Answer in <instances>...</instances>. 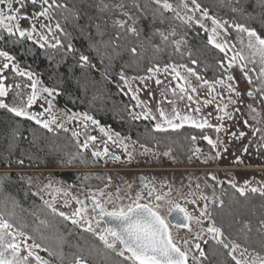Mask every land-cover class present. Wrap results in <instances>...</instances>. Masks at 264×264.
I'll return each instance as SVG.
<instances>
[{
	"label": "trees",
	"instance_id": "trees-1",
	"mask_svg": "<svg viewBox=\"0 0 264 264\" xmlns=\"http://www.w3.org/2000/svg\"><path fill=\"white\" fill-rule=\"evenodd\" d=\"M119 1L127 12L110 0H56L66 5L51 10L63 29L59 30L57 47H40L30 39L0 31L4 37L0 50L15 57L16 65L47 88L55 89L52 95L57 107L86 113L123 137L187 160L188 138L193 135L201 139L205 132L192 127L156 130L152 120L133 113L135 103L123 75L146 76L149 69L173 63L194 69L203 80L216 82L227 75L226 56L209 42L202 28L177 22L153 0ZM196 3L211 16L242 24L264 38V0ZM29 7L39 10L31 4ZM119 21L125 22L123 27ZM132 27L135 33L130 31ZM81 55L88 56V63L80 60ZM84 155L88 156L76 147L69 133L49 132L31 119L0 108V170L12 171L0 173V215L39 244L54 264H73L77 260L134 264L46 208L27 186L25 175L17 172L30 168L53 170L60 180L77 185L91 175L56 169L62 167V161ZM21 160L23 164L18 163ZM104 179L105 175L101 181ZM225 194L223 205L213 209L215 223L231 240L264 257V193L243 194L230 189ZM206 250L204 264H236L228 251L213 241L208 242Z\"/></svg>",
	"mask_w": 264,
	"mask_h": 264
},
{
	"label": "rangeland",
	"instance_id": "rangeland-1",
	"mask_svg": "<svg viewBox=\"0 0 264 264\" xmlns=\"http://www.w3.org/2000/svg\"><path fill=\"white\" fill-rule=\"evenodd\" d=\"M110 1L116 7L126 11L119 0ZM153 1L155 2V0ZM168 2L172 5L173 10H167L161 4L158 5L169 12L177 22L185 26L196 25L207 33L208 39L212 37L216 43L225 45V49L222 52L226 56V77L220 78L216 82L207 81L208 83H205L206 80H203L194 69L195 74H192L188 72L187 69L189 68L173 63L157 66L146 76L124 74L123 77L135 103L133 113L152 120L156 130L174 131L184 127H192L205 132L204 135H201V139L193 135L188 138L190 155L187 160L172 152L154 151L148 146L141 145L121 135L117 137V133L112 129L106 128L100 123L93 124L91 121L84 119L82 113L68 112L57 107L53 101V95L49 96L47 93L40 91L42 88L47 87L37 77L32 75V80H29L26 75H18L13 70L12 64H15L14 61L10 62L9 68L4 69L2 74H0L5 78L0 80V82L9 88L8 95L0 97V99L10 106L14 104L17 106L26 105L28 97L32 94V89L29 85L34 80H38V98L30 108H27V111L37 114L44 121H51L55 118L56 123L50 125L51 131L44 128L41 124L38 125L49 132L69 133L74 139L76 147L88 155L68 162L62 161V167L56 169L58 171L74 172L79 175H91L84 178V182H88L87 184L84 182H79L77 185L68 184L56 177L52 173L53 170H35L32 168L29 170H17V172L25 175L27 186L46 208L52 211V208L49 207V204H51L57 209V212H54L55 214L58 215V212H64L72 217L73 212L80 208V204L76 202L77 200L88 206L89 199L93 197L100 201L103 207L109 211L114 208H126L136 200L137 191L141 185L139 179L144 177L148 185L153 188V194L155 196H163L164 200L154 201L150 196L144 194L141 196L139 203L164 204L165 211L162 212L164 215H167L166 201H171L173 204H179L184 207L193 219L189 223V230L170 226L174 242L182 250L188 251L189 264L193 262L204 264L207 252L206 245L209 241L216 243L212 239L213 234L208 233L206 229L212 226L214 221V207L223 205L220 202L223 201V197L226 195L225 192L230 189L239 191L242 188L244 189L243 194L264 193V139H262L264 137V101L261 100L262 93L257 90L260 86V80L256 79L260 75L261 65L259 57L254 58L255 63L250 60H240L238 53L244 56L249 55L250 50L247 48L248 36L247 33H242L235 29L231 22L214 17L223 23V28H217L216 33L213 34L211 29L214 25L211 20L203 18V10L201 7L197 10L192 0ZM49 3H52V0H49ZM185 4H187V7H185ZM29 5L23 11L32 14L41 10L39 4L33 5L39 8L38 11L31 9ZM208 15L211 16L209 12ZM188 17H192V19L189 20ZM197 20H200L204 27H201L196 22ZM225 21L227 23H224ZM33 22L36 24L37 32L33 34L30 40L38 45L43 43L48 47L57 44V41L60 42L59 29L55 27L57 22L52 14L50 17H40L35 21L21 20V28L30 31ZM42 24L48 25L52 31L49 32L48 28H41ZM0 31L6 32L2 28H0ZM166 34H168V31H166ZM42 36H47V42L41 38ZM241 40H243V43H241ZM211 44L216 47L214 43ZM233 56H237L234 61L232 60ZM3 62H6L4 58H0V64ZM230 64L231 67H229ZM241 65H244L243 70H241ZM166 66H175V71H173L172 67H168V70L164 71ZM17 67L19 70L24 71L18 65ZM251 69H255V71H251ZM176 72H179L185 79H178ZM245 73H247V76H245ZM197 76L201 79H197ZM228 76H232L234 79L228 80ZM248 77L253 78L251 84L248 83ZM157 80L161 81V83L158 84ZM221 80L224 81V84L218 82ZM228 84L232 85V88L235 89L234 92H229ZM181 86L187 89V93L180 91ZM193 87L196 88L195 92L191 90ZM173 90H175V94ZM249 91H252L254 95L248 96L247 93ZM236 93H241V95ZM189 96L192 99L189 100ZM48 101H51L50 112L47 111L49 109ZM248 105H252L259 112V122L252 119V113ZM161 111L164 113L163 117L161 116ZM73 113L77 114V117L69 119ZM177 113H179L180 117L187 116L189 119L174 118ZM168 120H171L173 124L182 126L173 128L169 126ZM245 120L248 121L247 125L244 123ZM33 121L35 122V120ZM59 124H63L64 127H58L57 125ZM158 124L161 126L160 129L156 127ZM197 124H205V126L200 128L196 126ZM101 128L105 129L107 135L100 131ZM217 128L220 130L217 131ZM254 129H260V131H254ZM74 131L79 133V135L73 136L72 133ZM240 132H244L245 135L241 137ZM232 133L236 135L233 136ZM89 136H95L96 140L89 141V146L85 149L82 145ZM108 136H112V139L109 140ZM205 137L214 141L216 147L210 145ZM105 148L107 149L106 155L103 154ZM245 148H247L246 152L244 151ZM93 152H100L102 155L93 156ZM217 153H219L218 157ZM109 154L115 155L117 160L111 159ZM1 172L10 173L12 171L0 170ZM103 175H105V179L101 181ZM253 188L257 189V191H251ZM101 193L103 194L101 195ZM65 201L68 202V206H65ZM205 205H207L208 216L201 215V210L204 209ZM81 215L92 220L94 232L86 230L87 225L84 220H81L79 224H73L71 219L62 218L75 228L89 233L101 241L99 234L105 230V225L100 223L99 227H97L93 215L88 211L81 213ZM73 219H77V217H73ZM197 219L202 223L197 224ZM215 226L219 227L216 223ZM10 231L16 233L18 230L12 228ZM222 238H225L230 245L232 243L238 244L225 234ZM109 240H111V237H109ZM185 240L188 241L187 246L183 243ZM16 242L21 245V256H27L29 247L36 244L27 235L17 236ZM101 242L103 243V241ZM196 244H200L201 249L205 253L204 257H201L199 250L195 248ZM120 248L121 245L117 244V250ZM226 250L231 257L235 256L237 260L245 261L247 264H253V262L260 264L264 260V257L242 246L237 248L235 252H231V248ZM31 251L35 255L40 256L42 260L47 261L48 264H54L46 258L43 248L32 247ZM128 255L125 252L123 258ZM79 261L81 264H90L83 260ZM28 264H38L35 256L28 257ZM73 264H76V262Z\"/></svg>",
	"mask_w": 264,
	"mask_h": 264
},
{
	"label": "snow or ice",
	"instance_id": "snow-or-ice-1",
	"mask_svg": "<svg viewBox=\"0 0 264 264\" xmlns=\"http://www.w3.org/2000/svg\"><path fill=\"white\" fill-rule=\"evenodd\" d=\"M155 3L161 4L164 9L167 10H173L172 5L168 2V0H155ZM192 3L195 5L196 9H200V5L196 3V0H192ZM28 4L31 5H37L39 4L41 10L39 12H35L32 14H29L26 11H23ZM15 5V6H14ZM47 5V7H45ZM0 28L4 29L9 36H16L18 34L21 38H27L31 39L33 34L37 32L36 24L33 22L31 24V30L23 29L21 28L20 21L21 20H31L35 21L38 20L40 17H50V9L53 7L60 8V7H66L62 6L58 3H56V0H52V3H49V0H0ZM185 7H187V4H185ZM127 15V14H126ZM202 16L205 19L211 20L214 27L211 29L212 33H216L217 28H223V23L214 17H211L208 15L207 9H204L202 11ZM189 20L192 19V17H188ZM198 24H200L201 27H204V24L200 21H196ZM121 27L124 26L123 21L118 22ZM224 23H227L226 21ZM235 29H237L239 32L247 33L248 41H247V48L250 50L248 56H244L242 54H237L241 61L244 60H250L251 62L255 63V57H259V62L261 65L260 68V75L256 77V79L260 80V86L258 91L262 93L261 100L264 101V38H261L254 29H250L245 27L242 24H233L232 25ZM55 27L61 31V26L59 22L56 23ZM41 28H48V31L51 32L52 29L48 27V25H41ZM131 32L135 33L137 30L135 27H132L130 29ZM226 31V29H225ZM45 42H47V36L41 37ZM3 35H0V40H3ZM164 39H167V37H164ZM210 43H214L217 48H219L221 51H224L225 45L216 43L215 40L212 39V37L209 38ZM59 41H57V44L51 45L52 47H57L59 45ZM241 43H243V40H241ZM179 44V42H177ZM45 45L43 43L40 44V47H44ZM68 48L71 50L72 45L69 44ZM132 51L135 53L136 49L133 48ZM0 58H4V61L2 64H0V74H2L4 69L9 68V63L15 60V57L11 56L7 51L0 50ZM237 56H233L232 60H236ZM80 60L88 63L89 58L88 56L81 55ZM195 63V61H193ZM168 67H172L173 71H175V66H166L164 71L168 70ZM231 67V64L229 65ZM244 65H241V70H243ZM13 70L17 72L18 75L21 76H27L29 80H32V73L30 72H24L18 69L16 64H12ZM189 73L195 74L193 69L189 68L187 69ZM149 71H152V69H149ZM251 71H255V69H251ZM176 77L178 79L184 80L185 77H182L179 72H176ZM245 76H247V73H245ZM5 79L2 75H0V80ZM197 79H201L199 76H197ZM228 80H233L234 77L228 76ZM253 78L248 77V83H252ZM158 84L161 83V81H156ZM221 84H224V81H218ZM39 83L38 80H34L29 87L32 89V94L28 97L26 105L23 106H17L12 105L10 106L8 103H5L4 100L0 99V108L7 109L9 112L14 113L18 117H26L28 119L35 120L37 124H41L44 128L51 129V124L56 123L55 118H53L51 121H44L41 120L37 114L30 113L27 111V108H30L37 100L38 94H37V84ZM205 83H208L205 81ZM19 87V85H17ZM227 88L229 92H234L235 89L232 88L231 84L227 85ZM193 92L196 91V88L193 87L191 89ZM40 91L47 93L49 96L53 94L55 89L51 88H42ZM180 91L182 93H187V89L181 86ZM214 91V89H213ZM9 88L2 82H0V97H6L8 95ZM175 94V90H173ZM237 95H241V93H236ZM17 95H19L17 93ZM248 96H253L254 93L252 91H249L247 93ZM183 98V97H181ZM188 99H192L191 96L188 97ZM49 103V109L47 111L50 112L51 109V101H48ZM226 107V106H225ZM251 113H252V119L254 121L259 122L260 115L256 108H254L252 105H248ZM198 111V109H197ZM42 115V114H41ZM84 119L91 121L93 124H98L99 122L94 120L91 116H88L86 113L83 114ZM161 116H164L163 111H161ZM77 117V114L73 113L69 119H75ZM147 118V117H145ZM174 118L187 120L189 119L187 116L180 117L179 113L176 114ZM154 119V117H153ZM169 126L173 128H179L182 125L180 124H173L171 120L167 121ZM206 123V122H205ZM244 123L247 125L248 121L245 120ZM58 127L63 128V124L57 125ZM197 127L203 128L205 124H197ZM157 129H160L161 126L158 124L156 125ZM217 131L220 129L217 128ZM101 132H104L105 135L107 133L105 132L104 128L100 129ZM254 131H260V129H254ZM73 136H78L79 133L73 132ZM233 136H235V133H232ZM244 132H240V136H244ZM116 136L118 137L119 134L117 133ZM108 139L111 140L112 136H108ZM194 139V138H193ZM205 139L208 140V143L212 145L213 147H216V143L212 141L210 138L205 137ZM264 139V137H262ZM95 136H89L87 140L82 145L83 148H88L89 141H95ZM227 150V149H225ZM244 151H247V148L244 149ZM104 155L107 154V149L105 148V151L103 153ZM93 156H101L102 153L100 152H93ZM219 156V153H217V157ZM239 159V158H238ZM18 163L23 164V160L18 161ZM51 187V185H49ZM59 191V189H57ZM241 193L244 192V189H239ZM251 191L255 192L257 189L253 188ZM103 193H101L102 195ZM149 196H152V192L149 191ZM141 199V196L138 194L136 197V200L133 201L131 204H129L126 208L120 207V208H114L113 210L109 211L106 208L103 207V205L95 200V197H93V209L92 211L96 213L95 216V223L96 226L99 227L101 220H104L105 223L108 224V227L103 230L102 233L99 234V239L103 241L104 245L108 249H112L113 251H116L117 254L121 257L125 256V252L130 253V255L126 256L125 259L129 261H133L134 264H188L189 259V253L188 251L182 250L176 242H174L173 234L170 230V225L172 224V221L169 219V217L172 215L173 212H176L178 214H182V220L178 222L175 227L177 228H189V222L193 219L190 214L187 212V210L182 207L179 204H173L171 201H166L167 204V214H162L163 211H165L164 204L161 203H149V204H141L139 203V200ZM154 201H163L164 197L161 195H156L153 197ZM78 204H81V208L77 209L73 212L72 217L68 216L64 212H58V215L61 217H64L65 219H71L73 224H79L81 220L85 221V224L87 225L88 231H95V229L92 227V220L87 219L85 216L81 215V213L85 212V207L83 206V202L80 200L76 201ZM48 203V202H46ZM221 205L223 204V201L220 202ZM65 206H68V202L65 201ZM49 207L52 208L53 212H57V209L53 207L51 204H49ZM98 210V211H97ZM202 216H208L209 213L207 212V205L204 206V209L201 210ZM73 217H77V219H73ZM197 224L202 223L199 219L196 220ZM14 225L9 223L7 220L3 218L2 215H0V264H28V257L35 256V260L38 262V264H48L47 261H44L41 259L40 256L35 255L31 248H39V244H35L29 247V250L27 252V256H21L20 253L22 251L21 245L16 242L17 236H24L25 234L23 232L17 231L16 233H13L10 231ZM208 233L213 234L212 239L216 241V243L221 244L225 249L231 248V252H235L237 248L240 246L238 244L232 243L231 245L226 242L224 237L223 230L219 227L215 226V221L212 222V226L208 227L206 229ZM109 237H111V240H109ZM184 245L187 246L188 241H183ZM117 244L121 245V248L117 250ZM195 248L199 250V254L201 257L205 256V253L203 249H201L200 244H196ZM195 259V257H193ZM233 259L236 260V264H247L245 261L237 260L235 256H233ZM76 264H81L79 260L76 261ZM255 264V262H253ZM260 264H264V260L260 262Z\"/></svg>",
	"mask_w": 264,
	"mask_h": 264
},
{
	"label": "flooded vegetation",
	"instance_id": "flooded-vegetation-1",
	"mask_svg": "<svg viewBox=\"0 0 264 264\" xmlns=\"http://www.w3.org/2000/svg\"><path fill=\"white\" fill-rule=\"evenodd\" d=\"M117 160V159H116ZM139 181H140V183H141V185H140V189L137 191V195L139 194L140 196H142V195H144V194H146V195H148V193H149V191H151L152 192V196H150L151 197V199L152 200H154L153 199V197L155 196L154 194H153V188L150 186V185H148V183H147V181H146V179L144 178V177H140V179H139ZM149 196V195H148ZM90 199H92V198H90ZM90 199H89V204H88V206H85L84 204H83V206L85 207V211H88V212H90L92 215H93V211H92V208H91V205H90ZM102 204V203H101ZM80 208H81V204H80ZM168 215V214H167ZM95 220V219H94ZM101 224H104L102 221L100 222Z\"/></svg>",
	"mask_w": 264,
	"mask_h": 264
},
{
	"label": "water",
	"instance_id": "water-1",
	"mask_svg": "<svg viewBox=\"0 0 264 264\" xmlns=\"http://www.w3.org/2000/svg\"><path fill=\"white\" fill-rule=\"evenodd\" d=\"M109 157L111 158V159H114V160H116L117 158H116V156L115 155H113V154H109ZM96 200V199H95ZM96 201H98V200H96ZM98 202H100V201H98ZM101 203V202H100ZM90 205H91V208L93 209V206H94V204H93V198L92 199H90ZM98 211V210H97ZM95 216H96V213H94L93 212V218L95 219ZM169 219L172 221V224L170 225V226H175L178 222H180L181 220H182V214H178V213H176V212H173L172 213V215L169 217ZM103 223H104V225H105V229L108 227V224L107 223H105V221L104 220H101ZM190 223V222H189ZM183 229H187V230H189V228H183ZM127 253V252H126ZM129 255H130V253H128ZM188 264H189V261H188Z\"/></svg>",
	"mask_w": 264,
	"mask_h": 264
}]
</instances>
